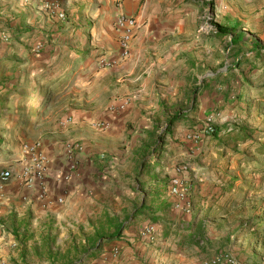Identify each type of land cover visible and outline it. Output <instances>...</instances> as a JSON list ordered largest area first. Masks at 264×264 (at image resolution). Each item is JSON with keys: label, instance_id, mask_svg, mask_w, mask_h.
Returning a JSON list of instances; mask_svg holds the SVG:
<instances>
[{"label": "rangeland", "instance_id": "374dc122", "mask_svg": "<svg viewBox=\"0 0 264 264\" xmlns=\"http://www.w3.org/2000/svg\"><path fill=\"white\" fill-rule=\"evenodd\" d=\"M112 2L48 0L41 8L34 6L40 17L38 34L23 52L17 48L0 74V91L11 98L10 112L26 119L36 114L38 124L49 108L53 113L49 118L75 107L113 115L119 113L120 105L125 109L138 99L132 108L141 110L139 117L129 121L120 153L113 156L120 161V173L109 169L102 174L106 176L105 189L122 194L120 201L109 195L111 214L126 217L125 221L143 207L144 219L139 222L152 221L160 215L150 217V209L161 202L166 205L161 213L169 232L175 235L181 231L180 238L188 234L193 244L191 250L185 248L182 264H204L222 249L240 256L246 264L256 257L264 264V0H148L147 13L161 25L170 16L178 17L193 8L199 12L198 28L212 40L215 26L228 20H236L246 30L248 38L237 48L230 47V37L216 38L214 52L200 53L201 62H207V58L214 61L213 65L208 63L211 68L207 75V68L201 73L204 80H209L198 90L203 96H96L95 92L94 96H81L95 88L112 68L107 61L102 63L99 52L103 30L108 27L107 15L118 8V1ZM117 15L115 11L111 16L115 35ZM236 64L238 70L232 67ZM242 89L246 91L238 101L236 96ZM143 119L150 120L152 127L139 128L137 124ZM207 126L212 133L206 132ZM36 130L32 126L22 134H12L21 137L19 144H0V162L6 160L0 169L12 167L10 178L0 180V196L9 190L8 206L7 196L0 197V264H50L43 257L40 238L44 231L39 215L32 210L35 192L30 191L32 180L43 179L47 170L41 178L23 175L32 164L29 148L35 141L30 143L28 139ZM132 141L137 148L127 155ZM154 160L157 165H148ZM174 181L177 195L170 193ZM65 224H55L52 230L56 236L54 252L61 257L54 264H62L64 252L81 238L72 236V229ZM167 224L160 227L167 228ZM198 226L201 229L197 233ZM12 230L17 233L12 234ZM154 234L147 227L137 237L152 240ZM23 253L25 263H20ZM118 253L113 249L109 255L116 258ZM192 257L196 259L190 260ZM96 263L94 260L90 264Z\"/></svg>", "mask_w": 264, "mask_h": 264}, {"label": "crops", "instance_id": "0c3cea01", "mask_svg": "<svg viewBox=\"0 0 264 264\" xmlns=\"http://www.w3.org/2000/svg\"><path fill=\"white\" fill-rule=\"evenodd\" d=\"M112 1L113 4L114 1H118V8L107 15L105 26L108 27L103 30L104 37L99 46V52L103 55L101 58L103 57L112 68L103 74L106 78L96 82L95 88L85 91L81 96H94V92L96 96H203L204 94H200L201 91L198 90L200 86L209 83V80H204L201 73L207 68L204 73L207 75L211 68L208 63L211 62L213 65L214 61L207 58L205 60L207 62H201L200 53L202 50L210 52L211 49V52H214L215 39L225 37L219 38L214 34L215 38L212 40L210 34L200 31L197 9L195 11L193 8L187 9L186 13L180 12L178 17L170 16L161 25L158 19L147 13L148 0ZM44 2L48 0H0V74L3 67L10 63V59L18 51L17 48L19 52H23L24 46L34 41L33 38L38 34L36 28L40 17L33 8L35 5L41 8ZM115 11L118 14L134 17L138 25L129 56L124 60L119 58L117 37L111 26V16ZM228 21L227 24L219 25L228 26L236 20ZM239 30L244 33L240 42L242 43L248 37L244 32L246 30L241 28L240 24ZM226 37L231 39V36ZM2 84L0 80V90ZM10 99V96H4L0 91V144L9 142L19 144L22 141L21 137L12 134L19 132L22 134L33 126L37 130L28 140L30 143L33 140L38 143L40 151L47 159V175L43 179H33L34 187L30 190L31 193L35 192L31 199L32 210L39 215L37 219H40L41 230L44 231L40 244L44 248L45 260L50 263L51 259L48 256H56L57 260L61 258L54 252L56 236L52 230L56 227L55 224L66 222L65 226L72 229L71 235H81V238L77 243L76 240L72 242L71 247L64 252L62 257L64 262L68 260L80 264H90L94 260L97 261L96 264H182L184 262L185 248L191 250L193 244L188 240V234L180 238L181 231L175 235L169 232V224L161 213L166 206L164 203L160 202L157 207L150 209L152 212L150 217L160 215L152 218V221L139 222L141 218L144 219L143 211L146 208L143 207L134 211L125 221L126 217L119 218L117 214H111L112 202L109 195H114L120 201L122 194L110 189L106 190L104 181L106 176L102 174L109 169L117 175L120 173L117 168L119 160L113 156L118 157L120 153L118 148L122 144V137L129 121L137 120L139 117L141 110L132 108L138 99H135V103L133 100V103L125 109L121 110L118 107L119 113L113 112V115L99 110L89 113L88 107H79V109L75 107L69 112L59 114L58 119L49 118L53 114L50 113L49 108L45 119L38 124L36 114L30 115L27 119L12 114L8 106ZM67 118H70L69 123L66 122ZM103 123L106 124L105 128L96 127ZM137 125L139 128L149 129L152 127V122L143 119ZM132 142L133 144L127 147H131L130 153L129 151L125 153L127 155L133 154V150L137 148L136 142ZM68 144H77L81 149L73 153L70 161L66 151ZM5 162L6 160L0 162V165ZM8 164L12 166V162ZM9 169L12 167L2 168L0 172ZM8 191L6 190L2 195L6 197ZM5 200L8 206L9 196ZM124 209L125 206L120 208L122 211ZM161 223L164 226L167 224L168 227L162 229ZM147 227L154 230L155 238L150 240L146 236H142V239L137 237L138 233ZM187 232L189 233L188 229ZM11 233L17 232L12 230ZM113 249L119 251L116 258L109 255L110 250ZM222 251L229 252L242 264H246L240 256L229 250L222 249L217 253ZM24 256V253L20 254V263H25ZM195 259L192 257L190 260ZM252 260L251 264H260L257 257Z\"/></svg>", "mask_w": 264, "mask_h": 264}, {"label": "built area", "instance_id": "2783aa9c", "mask_svg": "<svg viewBox=\"0 0 264 264\" xmlns=\"http://www.w3.org/2000/svg\"><path fill=\"white\" fill-rule=\"evenodd\" d=\"M114 28L117 36V47L119 52V58L121 60L126 59L129 56L130 46L135 34L136 29H138L137 22L134 17H128L124 14H118L114 20ZM102 63H106V60L102 57ZM112 65V64H111ZM123 105L119 106V109H123ZM66 122H70V118L66 119ZM65 122V123H66ZM99 128H105V124L98 125ZM207 133H212L213 130L210 126H207ZM80 147L77 144H68L66 146V151L68 153V159L71 160L73 153L75 151H80ZM29 151L33 153L32 164L30 169H25L23 175L27 177L28 175L33 176V178H41L42 175L47 170V159L46 156L40 151L39 144L34 143L30 146ZM10 178L9 170H2L0 172V180L6 181ZM176 181L172 182L170 186V193L177 195L178 189L176 187ZM204 264H242L235 256L227 251L218 252L211 258L206 260Z\"/></svg>", "mask_w": 264, "mask_h": 264}, {"label": "trees", "instance_id": "16d2710c", "mask_svg": "<svg viewBox=\"0 0 264 264\" xmlns=\"http://www.w3.org/2000/svg\"><path fill=\"white\" fill-rule=\"evenodd\" d=\"M215 34L219 38L231 36L230 46L232 48H234V46L237 47V45L242 41V39L244 37V33L239 30V24L237 21H232L228 26H221V25L215 26ZM232 67L235 68L236 70H238L239 64L233 65ZM244 91H246V90L242 89L241 94L236 96L238 101H242ZM156 161L157 160H154L153 162H151L152 163L151 166L157 165ZM200 229H201L200 226H198L197 233H198V231H200ZM48 257L51 259L50 260L51 264L58 262L56 256H54V257L48 256ZM62 264H80V263L68 260L66 262H63Z\"/></svg>", "mask_w": 264, "mask_h": 264}]
</instances>
